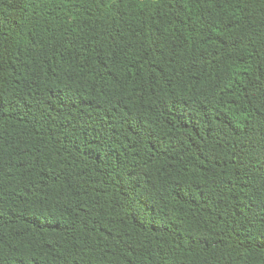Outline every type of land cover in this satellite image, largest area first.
Listing matches in <instances>:
<instances>
[{
	"label": "trees",
	"instance_id": "16d2710c",
	"mask_svg": "<svg viewBox=\"0 0 264 264\" xmlns=\"http://www.w3.org/2000/svg\"><path fill=\"white\" fill-rule=\"evenodd\" d=\"M0 264H264V0H0Z\"/></svg>",
	"mask_w": 264,
	"mask_h": 264
}]
</instances>
